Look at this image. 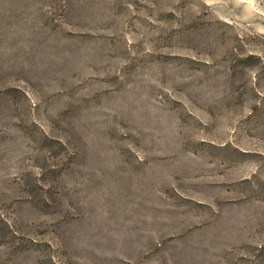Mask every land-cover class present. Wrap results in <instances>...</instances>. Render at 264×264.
<instances>
[{"label": "rangeland", "instance_id": "374dc122", "mask_svg": "<svg viewBox=\"0 0 264 264\" xmlns=\"http://www.w3.org/2000/svg\"><path fill=\"white\" fill-rule=\"evenodd\" d=\"M0 264H264V0H0Z\"/></svg>", "mask_w": 264, "mask_h": 264}]
</instances>
